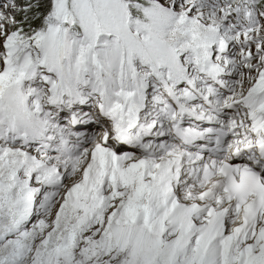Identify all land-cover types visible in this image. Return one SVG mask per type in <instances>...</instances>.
<instances>
[{
	"label": "bare ground",
	"instance_id": "1",
	"mask_svg": "<svg viewBox=\"0 0 264 264\" xmlns=\"http://www.w3.org/2000/svg\"><path fill=\"white\" fill-rule=\"evenodd\" d=\"M109 2L113 5L115 12L118 13L117 8L120 6L118 0H109ZM131 8V6L127 7L129 14L126 15V19L134 26L135 22H133L134 18ZM162 18H153L151 28L156 32L158 31L154 26L156 20L161 24L163 23V32L160 30L161 24L158 26V32L167 38L170 32H168V29L175 22L171 20L172 22L165 27V18ZM176 25L174 24L173 27H176ZM207 25L210 24L207 23ZM132 26H130L131 32L134 30ZM220 27L225 28V25L218 28ZM187 35L188 32L183 33V37ZM194 37H197V35ZM129 38L133 40V43L127 41L129 47H135L136 50L148 58L147 60H152L146 47L144 45L142 47L139 39H137L138 37L133 38L132 35H129ZM208 41L209 44L205 45L214 48V44L219 39L212 36ZM190 46H193L192 40L189 46L185 48L189 49L191 48ZM207 50H209L208 47ZM230 52L231 50L229 49L228 55ZM220 57L221 59L223 58V56ZM186 65L190 64L187 62ZM225 67L226 73L229 74L228 69L231 68V64H227ZM137 70L142 72L145 68L139 65ZM229 76L226 77L227 82L231 81L232 77ZM23 85L25 86L23 91L32 106L39 94L38 92L41 91V82L28 79L23 82ZM227 86L229 85L227 84ZM223 99L225 102L228 97L225 96ZM37 102L41 106L39 111H43L44 100L41 99ZM48 110L51 111V114L44 112L42 116L36 115L35 117L41 126H46L51 132H56L58 128L65 131L70 126L68 122H64L66 118L64 113L56 112L53 108ZM74 111H80V119L78 120L79 131L85 133V138H87L89 136V126L85 125L90 121L92 122L94 119L92 118L93 113L88 104L86 108L79 107L74 109ZM53 115H56L57 119L50 120V116ZM92 125L93 123L90 126ZM103 131L99 130L98 133ZM7 143L13 148L11 152L4 149ZM14 145L10 142L4 144L0 141V172L4 170L3 176L1 175L0 177V213L7 216L6 214H9L10 209H12L10 202L16 195L14 194V188L21 186V181L16 182L17 178L15 175H17L28 185L26 190L32 191V196L38 189V185L40 186L38 194L34 195L35 204L37 201L38 204L42 203L40 208L38 207L39 211L48 212L50 207L55 206L52 205L56 200L64 202L61 205L57 203L58 205L56 204L57 206H55L56 211L59 212L56 215L60 221L58 233L61 234L59 241L73 231L72 233H75V247H78L81 245V237L86 232L88 234V232L95 231L94 226L98 225L99 221H105L107 217L112 215V227L108 236L113 237L116 244H107L102 247L104 248L101 249L104 254L103 259L99 260V262H90V264H137V262L139 264H264V211L256 220L248 223L233 207L224 205V199L220 196V193L208 194L211 190L210 187L198 188L197 185H191L190 188H187V191H182L186 192L182 198H180L182 192L176 195L172 194L166 184L170 173L169 167L165 163L166 160L161 159L160 152H155L150 156L138 157L135 160L121 157H113L114 160H111L109 155L104 152H95L96 149L90 148V144L88 149L78 156L77 160L70 161L67 165L56 167L53 171L48 170L50 180L46 181L44 178V180L41 179L40 183H37L38 179L43 177L37 175L35 178L33 176L32 181L36 180V185L31 187L32 184L27 182L24 170L25 167L29 171L30 168L40 166V158L36 155L37 160L26 159L22 152H18V146ZM5 160L8 163L4 165L3 162ZM23 164L27 165L20 166ZM3 165L4 167L2 168ZM11 174L14 176L12 175V177ZM72 175L76 178L69 182L65 191L60 193L57 191V194H54L58 179L65 180ZM4 177L6 178L3 180L2 178ZM54 181L55 183H53ZM108 186L111 188V196L114 198L111 203L110 197L103 196V189ZM47 189L52 192H49V195L44 199L43 193ZM104 192H106V189ZM123 195L124 202H122ZM26 200L27 198L24 199V201ZM35 204L34 211L33 207L30 210L23 209V207L20 209L19 214L24 215L23 221L16 217V220L9 225L6 222L0 223V241L3 240L4 234L13 235L18 233V235H21L19 233L27 228V213L33 211L32 216H34L37 211ZM44 214L46 215V213ZM53 217H55V214L52 213L49 219ZM76 218L78 219L77 223H75ZM42 219L43 221L39 225L48 229L47 223L50 221L45 220L46 218ZM259 220H262L260 224ZM230 228L231 232L229 233ZM39 230L32 229L31 232H28L30 234H24L25 239L23 240L25 241L23 243L9 241L8 244L13 247L10 249V245L7 246L5 254L3 253L4 259L11 258L10 261L14 262L19 256L23 257V252L39 235ZM120 231L122 235H119ZM227 234L229 235L227 236ZM66 240L68 239L66 238ZM62 244L68 245V241ZM16 248H18V251ZM89 248L92 250L95 245ZM89 248L84 251L86 253L89 252ZM79 252L81 253V251ZM92 253H95V251ZM88 257L87 262L90 260Z\"/></svg>",
	"mask_w": 264,
	"mask_h": 264
},
{
	"label": "rangeland",
	"instance_id": "2",
	"mask_svg": "<svg viewBox=\"0 0 264 264\" xmlns=\"http://www.w3.org/2000/svg\"><path fill=\"white\" fill-rule=\"evenodd\" d=\"M37 1L39 5H44L47 3V0ZM129 1H131L133 7L132 9L137 11V16H139V11L143 15L142 21L138 26L135 22V19L133 21L135 22L134 26H137V29H139L138 33L149 35V31H152L153 33L157 34L151 29L154 18L152 16V13L154 14L155 12H158V17L165 18V27L167 26V24H170L172 22L171 20H174L175 25L177 24L176 27L174 26L175 28L173 27V24L171 25L170 29H168V32L170 31L168 34L169 37L165 38L166 43H163V45H165L166 47L165 49L168 53L169 60L176 62V60L179 59L181 62H184L186 56L194 58V56L201 51H207L208 46L205 44H209L208 39L210 40L213 36V38L219 39L218 43H221L223 41L222 43H226V46L229 45L231 52L225 59L227 60L225 62L226 65L225 63L223 64L220 56L218 57L214 55V52L213 59L214 61H217L219 64L224 66V68H226L225 66H227V64H231V68L228 69V75H230L231 77L232 75H237V86L243 89L240 94L245 93L249 88H251V85H253L258 77H262L264 75V17H261L256 10H253V12L251 13L247 12L246 14L247 9L245 3L247 2V0H245V3H243V0H144L145 4L149 6V11L153 10L154 12H148V9H145L143 12L141 7L142 4H139L138 0ZM239 1L241 2V9H244V17H242L240 22L242 23V25L237 27V30L235 31L233 28L234 22H232V18H236V14H233V10ZM50 2L54 8V21L57 22L56 18H58L60 21L63 20L65 22H68L72 20V22H75L74 15L69 14L70 12L68 10V0H50ZM37 3L33 4V8L38 5ZM118 4L123 7L122 0H118ZM131 4L128 6H131ZM73 7H75L76 10V17L78 19H81V23L83 24L85 31L84 39L78 45L77 61L79 65L77 67H72L73 74L78 76L77 83L87 86L86 89L93 95L96 94L95 90L97 86L102 83V80H107V82L109 81L114 86L116 83L115 78H118L120 80L121 76L122 83L134 85L135 87H137L140 82L137 80L135 67H137L140 62L136 61L135 59H133L132 62L131 60H128V62H126V66H124L122 70L113 71V73H111L112 76H107L103 72L101 74L99 73V76L95 78L86 70L85 62H88L90 58L91 49L89 47V44L85 41V35L88 36L90 44L93 45L96 44L97 41L101 40V38H107V35L117 34L119 32L121 33V30L118 26L120 24V21L113 15L112 6L110 5L109 1L73 0ZM19 9L21 8L18 5V0H0V53H3L2 55L0 54V71H3L4 73V68H8L7 70H5V76L8 77L9 80L18 79L21 82L25 76L31 77V80L34 81L39 80L41 82L42 90L44 88L45 81H48L51 76L49 75L47 64V68L45 66H39V63L35 61V55L37 52H40L42 58L46 60L48 58L53 59L52 55L54 44H60L61 31L60 34L58 32H49L47 35L41 36L39 38V43H37L38 50L26 52L24 57H21L18 54L16 57L4 59L5 48L3 47V45L5 43L10 42L12 44H16L17 48L20 49L22 44L30 42V37H32V34L30 33H15V31L20 27L17 19V16L21 15ZM123 10L125 11V9ZM228 11H231L232 16H230V12ZM29 15L32 14L29 13ZM72 16L74 18H72ZM169 17H171L172 19ZM143 22H145L146 24H143ZM207 23H209L210 25H207ZM160 24L161 23L156 20V24L154 26L158 31V26ZM222 25H225V28H218ZM163 26L164 24L162 23L160 29L162 32ZM184 32H188V35L183 37ZM194 34L197 35V37L193 38V36H195ZM125 37L127 41L130 42V38L127 35H125ZM118 38L125 46L127 41H125L124 36H118ZM191 40L193 43V48L191 46V48L189 49L185 48L189 46ZM126 46H128V43ZM10 48L11 47H8V49ZM14 60L16 61L11 65L9 61ZM51 63L52 60L48 63V65H50ZM143 68L145 67L143 66ZM148 76L149 74L146 73L145 77ZM89 80L93 82L91 86H89ZM237 86L235 87L237 88ZM228 90H230L228 92L229 97L227 100H225V102H233L236 99L231 95L235 92L236 89L233 87L229 88ZM38 93L39 94L37 95L36 99L39 98L41 100V98L39 97L41 91ZM72 112L77 118L80 116V111L75 112L74 110H72ZM53 118L57 119V116L53 115ZM4 149L11 152L13 148L12 146L7 145L4 146ZM7 161L9 162V159ZM7 161L5 160L3 164H7ZM4 165L2 166V168L4 167ZM25 170L26 171H24V173L27 172V168H25ZM2 172H0V177L2 174H4V170ZM12 175L13 174H11V176ZM15 177L17 178V183L18 181H21V186L19 185L20 187L14 188V194L16 195H14V198L10 202L13 210L10 209L9 214H6L7 216H5L3 213H0V223L6 222L8 225L16 220V216L20 212L22 206H24L23 196L26 193V188L28 187V185L23 180H21L20 176L15 175ZM5 178L6 177L2 179L4 180ZM75 178L76 177L72 175L69 178L62 180V182L55 189L54 194H57V191L58 193L64 192L68 187L69 182ZM34 184L35 183H32L31 187H34ZM105 189L106 192H104ZM105 189H103V196H106L108 198L110 197V203L113 202L114 198L113 196H111V188H109L108 186ZM49 192L52 191H49L48 189L45 190V192L43 193L44 199L47 197V195H49ZM183 196L184 193L181 194L180 198H182ZM122 200V202H124V195L122 197ZM62 202L63 201L60 202L56 200L52 206H57V203H60L61 205ZM41 204L42 203L38 204V201L36 202L35 206L37 207V211L35 212L34 216H32L34 211L33 206V211L28 214V222L26 224L27 228L19 233L21 235H18V233L13 235L4 234L3 240L0 241V264H90V262H99V260L101 261L103 259L104 254L101 249L104 248L102 247L106 246L107 244H116L114 238L108 236V234L110 235V228L112 227V215L107 217V220L105 219V221H99V224L94 226L95 231L88 232V234L86 232V234L81 237V245H79L78 247H75V233H72L73 231L71 233H68L66 237L62 236L63 239L59 241L58 239L61 234L58 233V229L60 228V221L59 217H56L59 212L56 211L55 206L50 207L48 212H42L41 210L39 211L38 209L40 208ZM50 212L51 214H55V217L49 219L51 215ZM44 213H46V215ZM42 218H46L45 220L50 221L49 223H47L49 227L48 229L45 228V226L44 228H42L39 225L43 221ZM8 220H10V222H8ZM75 220L74 222L77 223L78 219L76 218ZM261 221L262 220H259V224L261 223ZM32 229H40L39 235L36 236L35 240L32 241V244L23 252V257L19 256L18 259H15L16 261L14 260V262L10 261L11 258L4 259V254L6 252L5 250L7 246L10 245L8 244L9 241H17L18 243H23L25 241L23 240L25 239L23 235L31 232ZM230 232L231 228L229 233ZM121 233L122 232L120 231L119 235H122ZM16 235H18V237H16ZM228 235L229 234H227V236ZM66 238L68 240H66ZM66 241H68V245L62 244ZM106 241H108L109 243ZM92 245H95V248L91 250L89 247ZM12 247L10 245V249H12ZM88 248L91 251L89 250V252L86 253L84 250H87ZM16 249L18 251V248ZM79 251H81V253ZM93 251H95V253H92ZM50 255L51 257H49ZM86 255L89 256L88 259H90L88 262ZM8 261L10 262L8 263ZM137 264L139 263L137 262Z\"/></svg>",
	"mask_w": 264,
	"mask_h": 264
},
{
	"label": "trees",
	"instance_id": "3",
	"mask_svg": "<svg viewBox=\"0 0 264 264\" xmlns=\"http://www.w3.org/2000/svg\"><path fill=\"white\" fill-rule=\"evenodd\" d=\"M139 4H142L143 6H147L145 4L144 0H138ZM37 0H18V5L21 9L20 13L21 15L17 16L18 23H19V29L16 30L19 34L21 33H30L32 35L34 34H40V33H46L49 29V23L48 20H50V17H52L53 12V5L51 4L50 0H47V3L44 5H39L37 3ZM69 10L70 14L75 15V8L73 7V0H69ZM38 4L33 8V4ZM264 6V0H261L260 7L263 8ZM133 8V7H132ZM131 8V9H132ZM31 13L32 15H29ZM133 17H137V11L132 9ZM140 11H139V17H140ZM73 17V16H72ZM74 18V17H73ZM75 35H80L82 32V29L77 22L74 26Z\"/></svg>",
	"mask_w": 264,
	"mask_h": 264
}]
</instances>
